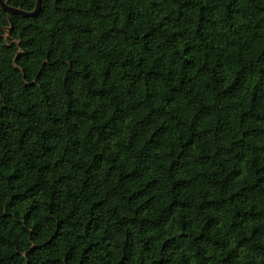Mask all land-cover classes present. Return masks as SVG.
<instances>
[{
  "label": "trees",
  "instance_id": "16d2710c",
  "mask_svg": "<svg viewBox=\"0 0 264 264\" xmlns=\"http://www.w3.org/2000/svg\"><path fill=\"white\" fill-rule=\"evenodd\" d=\"M0 264H264V0L0 6Z\"/></svg>",
  "mask_w": 264,
  "mask_h": 264
},
{
  "label": "water",
  "instance_id": "95a60500",
  "mask_svg": "<svg viewBox=\"0 0 264 264\" xmlns=\"http://www.w3.org/2000/svg\"><path fill=\"white\" fill-rule=\"evenodd\" d=\"M40 3H41V0H36V5H35L34 10L31 11V12H26V11L20 10L19 8H14V7L7 6L6 3L4 2V0H0V6L2 7V9L4 11H6L8 13L21 14L23 16H33V15H35L39 11Z\"/></svg>",
  "mask_w": 264,
  "mask_h": 264
}]
</instances>
